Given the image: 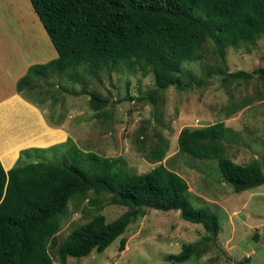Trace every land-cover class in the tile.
<instances>
[{
    "label": "rangeland",
    "instance_id": "rangeland-1",
    "mask_svg": "<svg viewBox=\"0 0 264 264\" xmlns=\"http://www.w3.org/2000/svg\"><path fill=\"white\" fill-rule=\"evenodd\" d=\"M10 10L23 15L19 0H0L2 37L7 35L3 25H8ZM202 53L198 61L183 62L175 79L181 81L185 75L202 78L217 60L211 41ZM225 62L229 73H250L264 67V35L253 43L227 48ZM155 81L153 69L144 76L133 60L98 69L86 65L37 80L21 96L37 106L49 128L39 114L31 116L20 105V114L13 115L0 130L3 146L5 137L13 139L16 133L15 143L20 144L5 149L8 155L16 157L19 149L30 147L16 157L15 164L20 165L67 163L92 171L88 154H94L117 160L118 171L140 175L162 164L186 181L185 198L192 208L217 218L220 231L216 240L212 242L201 225L184 221L178 211L144 208L142 216L103 252L68 258L67 264H169L167 257L179 254L188 244L197 246L196 254L175 264H264V184L234 193L217 166L220 157L239 165L255 161L264 175V81L257 76L248 81H223L216 76L204 86L184 92L170 86L156 105L128 100L156 89ZM90 94L106 99L108 105L94 111ZM162 140L163 158L156 162L150 151L159 149ZM212 150L220 154L212 155ZM8 163L3 164L5 168L13 165V159ZM107 200V194L90 192L69 201L59 218V230L46 240L55 264H59L57 249L72 230L97 213L110 223L126 211L108 205ZM120 238L127 240L122 252L118 250Z\"/></svg>",
    "mask_w": 264,
    "mask_h": 264
},
{
    "label": "trees",
    "instance_id": "trees-1",
    "mask_svg": "<svg viewBox=\"0 0 264 264\" xmlns=\"http://www.w3.org/2000/svg\"><path fill=\"white\" fill-rule=\"evenodd\" d=\"M56 58L30 66L16 84V92H30L33 83L50 75L63 74L91 65L101 68L133 60L146 76L156 75V89L130 101L156 105L161 93L173 86L184 92L200 88L219 76L248 81L257 76L264 81V67L252 72L229 73L225 62L227 48H238L264 35V0H29ZM211 41L216 64L202 78L185 75L175 79L183 62L198 61L203 46ZM94 111L108 105L106 99L90 94ZM40 105V104H39ZM164 141L150 151L158 162L163 158ZM213 149V148H212ZM218 155V150H212ZM212 157V156H211ZM93 167L86 171L75 164L59 166L18 162L5 171L0 162V264H55L46 240L60 227L59 218L70 200L93 193L108 195V205L126 208L107 223L97 213L72 230L57 249L59 264L68 258H82L92 251L103 252L121 237L127 226L144 208L178 211L191 224H199L215 242L220 231L217 218L190 206L185 195L188 184L177 173L159 164L151 171L130 175L118 171L117 160L88 154ZM19 161V160H18ZM217 166L223 180L234 193L258 188L264 175L255 161L239 165L220 157ZM127 240L120 238L118 250ZM196 245H183L169 264L183 263L196 254Z\"/></svg>",
    "mask_w": 264,
    "mask_h": 264
},
{
    "label": "crops",
    "instance_id": "crops-1",
    "mask_svg": "<svg viewBox=\"0 0 264 264\" xmlns=\"http://www.w3.org/2000/svg\"><path fill=\"white\" fill-rule=\"evenodd\" d=\"M19 7L23 15L18 14L15 10L8 11L10 14L7 18L8 25L5 23L3 25L7 35L0 36V130L5 122L13 118V115L15 116L17 113L19 115V112L24 108L25 112L31 116L35 113L39 114L42 122L49 128L37 106L26 102L21 94L16 92V84L30 66L47 63L55 59L57 55L29 0H19ZM8 87H12L13 90L9 91ZM20 105L21 110L17 108ZM33 108L37 111H33ZM12 122L14 123V120ZM54 130L58 129L54 128ZM2 136L3 133L0 132V162L3 169L8 171L15 165V159L18 158L20 151L30 147L19 149L16 154L17 158L8 155L5 149L17 148L20 142L15 143L17 140L15 133L13 139L5 137L3 146ZM10 159H13V165L5 168L4 165L7 166Z\"/></svg>",
    "mask_w": 264,
    "mask_h": 264
}]
</instances>
